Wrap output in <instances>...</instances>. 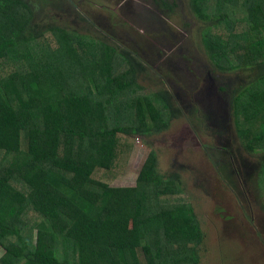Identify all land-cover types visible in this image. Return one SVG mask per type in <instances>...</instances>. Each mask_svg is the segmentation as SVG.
<instances>
[{
    "label": "trees",
    "instance_id": "obj_1",
    "mask_svg": "<svg viewBox=\"0 0 264 264\" xmlns=\"http://www.w3.org/2000/svg\"><path fill=\"white\" fill-rule=\"evenodd\" d=\"M151 1L175 14L174 0ZM187 5L209 70L248 73L230 93L227 137L254 156L264 211V0ZM38 27L30 3L0 0V264H199L198 221L178 177L159 175L154 150L133 187L110 181L136 137L160 135L180 115L215 140L204 116L139 87L145 69L133 46Z\"/></svg>",
    "mask_w": 264,
    "mask_h": 264
},
{
    "label": "rangeland",
    "instance_id": "obj_2",
    "mask_svg": "<svg viewBox=\"0 0 264 264\" xmlns=\"http://www.w3.org/2000/svg\"><path fill=\"white\" fill-rule=\"evenodd\" d=\"M25 1L35 10L39 31L60 27L135 50L145 69L138 86L161 88L180 110L198 109L212 128L215 140L199 134L180 115L160 135L136 137L111 187H133L147 154L154 150L159 175L178 177L182 196L198 221L203 237L199 264H264L263 199L256 188L258 173L252 169L255 158L235 149L227 137L232 134L230 93L243 87L249 76L224 78L209 70L199 35L202 24L188 0H174L178 5L170 18L151 0ZM221 87L226 88L223 93L218 91ZM226 144L230 154L237 150L234 158L219 150ZM3 255L0 248V259Z\"/></svg>",
    "mask_w": 264,
    "mask_h": 264
}]
</instances>
